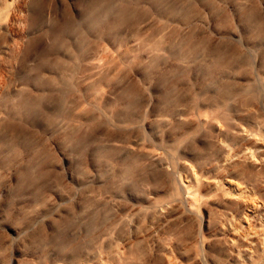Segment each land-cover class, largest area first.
<instances>
[{
	"label": "rangeland",
	"instance_id": "rangeland-1",
	"mask_svg": "<svg viewBox=\"0 0 264 264\" xmlns=\"http://www.w3.org/2000/svg\"><path fill=\"white\" fill-rule=\"evenodd\" d=\"M26 7L0 15V264H237L236 238L264 264V0Z\"/></svg>",
	"mask_w": 264,
	"mask_h": 264
},
{
	"label": "crops",
	"instance_id": "crops-1",
	"mask_svg": "<svg viewBox=\"0 0 264 264\" xmlns=\"http://www.w3.org/2000/svg\"><path fill=\"white\" fill-rule=\"evenodd\" d=\"M232 225H233V222H223L221 228L223 231H226ZM223 226H226V228H223ZM224 243L228 247V249L230 251L229 252L230 255H234L232 253L236 254V255H234V257L236 256V259H238L237 264H251V261H250L251 257L250 256L253 253V248H252L251 244H254L255 243L254 241L251 242L249 240V241L244 243L243 241L236 238V239H228V240L224 239ZM247 244H249V246H247ZM246 247L248 248V250L243 249ZM254 253H255V250H254Z\"/></svg>",
	"mask_w": 264,
	"mask_h": 264
},
{
	"label": "bare ground",
	"instance_id": "bare-ground-1",
	"mask_svg": "<svg viewBox=\"0 0 264 264\" xmlns=\"http://www.w3.org/2000/svg\"><path fill=\"white\" fill-rule=\"evenodd\" d=\"M6 1V0H0L1 4ZM8 1V0H7ZM7 1L5 3V6L4 7H1L0 6V15L3 14L4 12L7 13V12H12L10 13L9 15L13 16L14 13L18 12L19 14L18 15H15L16 18H14V20L17 19V21H19L20 23V26L18 27V30H21V25L22 23L24 22V13L26 12V5H27V0H11L12 1V4H8L7 5ZM0 4V5H1ZM12 5H14V8H12ZM10 16V17H11ZM2 78V75L0 73V80ZM254 264V263H253Z\"/></svg>",
	"mask_w": 264,
	"mask_h": 264
}]
</instances>
